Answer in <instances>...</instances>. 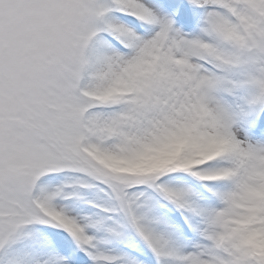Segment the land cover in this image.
Wrapping results in <instances>:
<instances>
[{
	"label": "snow or ice",
	"instance_id": "6c2138e0",
	"mask_svg": "<svg viewBox=\"0 0 264 264\" xmlns=\"http://www.w3.org/2000/svg\"><path fill=\"white\" fill-rule=\"evenodd\" d=\"M261 237L264 0H0V264H264Z\"/></svg>",
	"mask_w": 264,
	"mask_h": 264
},
{
	"label": "rangeland",
	"instance_id": "374dc122",
	"mask_svg": "<svg viewBox=\"0 0 264 264\" xmlns=\"http://www.w3.org/2000/svg\"><path fill=\"white\" fill-rule=\"evenodd\" d=\"M180 147H182V145H177L176 148L174 149V151H179ZM115 163L118 164L117 162H115ZM130 232L131 231H129V233ZM132 241H133V243L135 245H139V241L138 240L132 239ZM114 247L123 248V250H125V251H133V249L124 248V246L122 244L118 243V242L114 244ZM140 247L142 248V246H140ZM141 258L147 260L148 264H154V261H153L152 257L149 254H147L146 252ZM81 259L84 260L85 264H86V258L81 255Z\"/></svg>",
	"mask_w": 264,
	"mask_h": 264
},
{
	"label": "clouds",
	"instance_id": "9594fccd",
	"mask_svg": "<svg viewBox=\"0 0 264 264\" xmlns=\"http://www.w3.org/2000/svg\"><path fill=\"white\" fill-rule=\"evenodd\" d=\"M150 159H151V158H149L148 160H144V161H142V162H140V163H138V164L132 165V166H130V167L124 169V170L142 169V168H143V167L149 162ZM117 163H119V162H117ZM259 244H260L261 246H264V237H261V238H260V240H259Z\"/></svg>",
	"mask_w": 264,
	"mask_h": 264
},
{
	"label": "trees",
	"instance_id": "16d2710c",
	"mask_svg": "<svg viewBox=\"0 0 264 264\" xmlns=\"http://www.w3.org/2000/svg\"><path fill=\"white\" fill-rule=\"evenodd\" d=\"M132 235H133V234L130 232V233H129V236H132Z\"/></svg>",
	"mask_w": 264,
	"mask_h": 264
}]
</instances>
